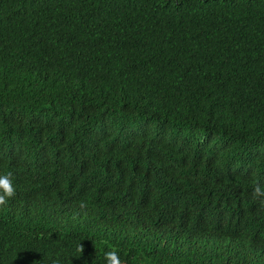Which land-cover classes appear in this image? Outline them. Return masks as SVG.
<instances>
[{
    "label": "trees",
    "instance_id": "trees-1",
    "mask_svg": "<svg viewBox=\"0 0 264 264\" xmlns=\"http://www.w3.org/2000/svg\"><path fill=\"white\" fill-rule=\"evenodd\" d=\"M8 172L0 264H264V0H0Z\"/></svg>",
    "mask_w": 264,
    "mask_h": 264
},
{
    "label": "clouds",
    "instance_id": "clouds-1",
    "mask_svg": "<svg viewBox=\"0 0 264 264\" xmlns=\"http://www.w3.org/2000/svg\"><path fill=\"white\" fill-rule=\"evenodd\" d=\"M13 174L8 172L6 174L0 175V206H4L8 203V200L15 196L16 188L12 180ZM252 198L258 200L261 206H264V187H262L259 181L256 182L252 190ZM79 207L85 209L87 204L81 202ZM101 245H107V241L101 240L99 242ZM81 253L83 252L82 246L78 249ZM104 259L106 264H123L120 259L119 251L115 246H112L110 250L104 251ZM143 264V257H140Z\"/></svg>",
    "mask_w": 264,
    "mask_h": 264
}]
</instances>
